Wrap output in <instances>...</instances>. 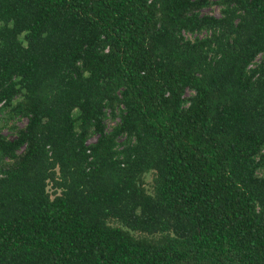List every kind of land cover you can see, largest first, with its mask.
<instances>
[{
	"label": "trees",
	"instance_id": "16d2710c",
	"mask_svg": "<svg viewBox=\"0 0 264 264\" xmlns=\"http://www.w3.org/2000/svg\"><path fill=\"white\" fill-rule=\"evenodd\" d=\"M0 264H264V0H0Z\"/></svg>",
	"mask_w": 264,
	"mask_h": 264
},
{
	"label": "rangeland",
	"instance_id": "374dc122",
	"mask_svg": "<svg viewBox=\"0 0 264 264\" xmlns=\"http://www.w3.org/2000/svg\"><path fill=\"white\" fill-rule=\"evenodd\" d=\"M203 12L204 13H208V14L219 15V7L217 5H212V6H209V7H206L205 9H203ZM259 59L260 58H258V60ZM25 122H26V119L25 118L19 119L17 121V125L23 126L25 124ZM107 123H108L107 125L110 126L112 124V121L109 120ZM3 133L4 134H9L7 129H4L3 130ZM94 140H95V137H92L90 139V141H94ZM151 178H152V174L151 173H147L144 176L145 186H146L147 189H150L151 188ZM47 189H48L49 193H52V191L54 190L51 187L50 184L47 186Z\"/></svg>",
	"mask_w": 264,
	"mask_h": 264
},
{
	"label": "built area",
	"instance_id": "2783aa9c",
	"mask_svg": "<svg viewBox=\"0 0 264 264\" xmlns=\"http://www.w3.org/2000/svg\"><path fill=\"white\" fill-rule=\"evenodd\" d=\"M259 57H260V55L257 57V60H258Z\"/></svg>",
	"mask_w": 264,
	"mask_h": 264
}]
</instances>
